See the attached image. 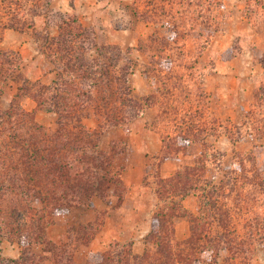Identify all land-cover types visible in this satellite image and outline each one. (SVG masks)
<instances>
[{"label":"trees","instance_id":"1","mask_svg":"<svg viewBox=\"0 0 264 264\" xmlns=\"http://www.w3.org/2000/svg\"><path fill=\"white\" fill-rule=\"evenodd\" d=\"M52 1L0 0V101L6 88L18 83L10 106L0 107V264H41L47 257L53 264H78L76 248L99 234L107 209L94 222L69 227L64 243L51 240L48 227L59 211L93 205L112 190L117 197L112 206L123 204L127 186L114 153L102 149L101 136L109 126L129 125L151 106L158 109L154 126L162 139L160 163L186 153L193 143L204 148L194 164L158 175L157 203L142 253L133 241L114 239L103 251L91 252L86 264H216L223 254L226 264H249L264 241V169H254L260 180L249 179L251 152L238 169L224 168L226 153L208 140L222 131L232 136L228 126L210 119L207 68L201 63L220 28L223 2L145 0L141 9L134 1L137 17L160 24L139 42L149 58L144 72L154 91L137 97L130 48L100 44L96 30L77 14L58 12V31L53 34L49 26L40 36L39 49L52 62L55 78L45 83L24 76L20 53L1 46L3 32L34 28L41 16L48 21ZM189 39L194 44L189 46ZM24 97L34 99L37 109L55 113L56 126L38 122L36 110L23 106ZM91 116L99 119L96 129L85 123ZM212 156L222 171L219 178L208 176ZM190 194L197 196V212L184 204ZM178 216L189 222L190 234L183 240L177 236ZM4 239L21 245L18 258L3 255ZM35 244L47 255L37 254Z\"/></svg>","mask_w":264,"mask_h":264},{"label":"rangeland","instance_id":"2","mask_svg":"<svg viewBox=\"0 0 264 264\" xmlns=\"http://www.w3.org/2000/svg\"><path fill=\"white\" fill-rule=\"evenodd\" d=\"M72 1L53 0V10L49 11L48 21L45 16L38 17L34 28L4 30L1 46L20 53L24 65V76L33 80L40 79L45 83H50L55 78L52 62L39 49L40 41H42L40 36L49 26H51V32L55 34L58 31L57 13L64 12L77 14L86 26L93 27L100 44L112 43L119 44L124 49L130 48L132 57L136 61L135 70L131 75L134 94L137 97H143L152 93L153 81L144 72L149 58L147 53L139 48V42L147 40L149 35L160 28V24L146 22L137 17L135 0H74L75 8L72 6ZM138 1L140 8L143 9L145 0ZM220 1L224 4L220 28L214 31L201 57V63L203 69L207 68L205 89L208 92L206 103L211 114L210 119H218L228 126L232 136L237 140H234L226 131L210 136L208 140L214 148L226 153L223 157L224 168L238 169L242 158L251 152L255 161L247 162L251 170L248 176L249 179L260 180L263 176H259L254 169L255 167L264 169V64L262 62V58L264 59V0ZM192 43L194 44V41L189 39V46ZM17 86L18 83L13 82L12 86L6 88L0 101L2 109L10 106L17 92ZM22 103L27 110H36L38 122L50 128L56 126L55 113L37 109L36 102L31 97H24ZM157 110V107L151 106L147 108L143 116L129 125L109 126L101 136V147L107 152L114 153L116 167L122 172L127 191L129 184L125 177L128 165L145 162L147 164L146 185H150L151 189L156 191L157 177L159 174L164 175L162 167L165 162H168L170 174L164 177L173 174L184 165L194 164L204 148L200 142L193 143L186 153L160 163L162 139L154 126ZM85 123L90 129H96L99 119L94 116L87 117ZM166 130L170 131L172 128L169 127ZM209 158L208 176L219 178L222 176V171L214 162V157ZM245 160L249 161L247 158ZM248 186L252 188L251 183ZM116 202L117 197L112 190L108 197H97L92 203L95 207L99 206L97 214L102 218L103 214L100 211L105 208L101 210V207L107 208L108 204L112 206ZM156 203V194L153 193L152 196V193L149 194V191H146L138 204L136 203L138 207L140 206L139 211L124 209V216L119 221L120 226L117 227L118 239L131 240L139 235L136 232L137 226L144 225V222L148 220L152 224ZM261 207L264 210V203ZM178 217V221L175 220L177 224L180 225L184 220L188 222L185 216ZM79 226L70 225V227ZM180 240L183 239L180 238ZM108 243L103 245L102 250L96 252L103 251ZM139 244L143 245L144 250L145 238ZM138 249V246H135V250ZM216 264H226L225 254ZM249 264H264V241L258 246Z\"/></svg>","mask_w":264,"mask_h":264},{"label":"crops","instance_id":"3","mask_svg":"<svg viewBox=\"0 0 264 264\" xmlns=\"http://www.w3.org/2000/svg\"><path fill=\"white\" fill-rule=\"evenodd\" d=\"M38 111L39 110H37V114H39ZM168 168H170L168 162H165L162 167V173L164 175H168L169 173L168 171H170ZM146 170H147V164L145 162L136 163V165L132 163L131 166L130 165L127 166L125 179L126 182H128L129 184V189L126 194L125 200L123 204L118 207H112L108 203H107L108 204L107 208L106 206L101 207V210L104 208L107 209V215L104 224L102 226V229L100 231V234L99 236H96L89 244H80L76 248L75 259L78 264H86L90 252L92 251L96 252L102 250V247L105 243H108L114 239H118L119 235H118L117 227L120 226L119 221L124 216L123 215L124 209L129 208L134 212L137 210L139 211L140 206L138 207L137 204L139 202V199L143 196V194L146 191H149V194L152 193V196L153 193L156 194L155 190L153 191L150 185H146L145 182ZM95 200L96 198L94 199V202ZM184 204L186 208L190 209L191 211L193 212L198 211V200L196 195L194 194L188 195L184 199ZM98 208L99 206L95 207L93 205H83V206H77L70 209L59 211L58 213H56L54 217V222L51 223L48 227V235L50 239L57 243H64L68 239V229L70 225L78 226L85 223L94 222L98 217L97 214L99 212ZM178 218L176 217V222L178 221ZM150 224L151 223H149L148 220L144 222V225L142 224L141 226H137L136 232H138L139 235L131 239V241L134 242V248L135 246L136 247L138 246L139 248L137 251L135 250L137 253H142L144 251L143 245L141 246L139 242L141 241L143 242L144 238L146 241V236L150 232L149 231ZM176 229H177V236L179 239L187 238L190 234L189 224L185 220L182 221L180 225L176 223ZM2 248H3L2 250L3 255L7 258H18L21 254V249H22L21 245L18 242L11 241L9 239H4L2 241ZM33 250L37 254L47 255L46 251L40 244H35L33 246ZM41 264H53V261L51 258L47 257L46 259H44V261Z\"/></svg>","mask_w":264,"mask_h":264}]
</instances>
